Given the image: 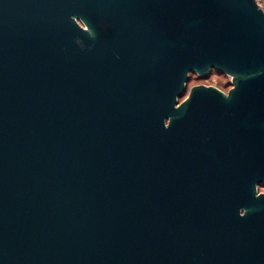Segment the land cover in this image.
Here are the masks:
<instances>
[{
    "label": "water",
    "instance_id": "obj_1",
    "mask_svg": "<svg viewBox=\"0 0 264 264\" xmlns=\"http://www.w3.org/2000/svg\"><path fill=\"white\" fill-rule=\"evenodd\" d=\"M260 186L257 0H0V264H264Z\"/></svg>",
    "mask_w": 264,
    "mask_h": 264
},
{
    "label": "rangeland",
    "instance_id": "obj_2",
    "mask_svg": "<svg viewBox=\"0 0 264 264\" xmlns=\"http://www.w3.org/2000/svg\"><path fill=\"white\" fill-rule=\"evenodd\" d=\"M260 1L264 5V0H260ZM231 84H232V79L230 77L224 74H220L216 71H212L209 74V76H207V78H202L196 74H192L190 78L187 94H189L191 88L196 85L214 86L222 89L224 92H228L231 89L232 86ZM259 192L264 193V186L259 187Z\"/></svg>",
    "mask_w": 264,
    "mask_h": 264
},
{
    "label": "flooded vegetation",
    "instance_id": "obj_3",
    "mask_svg": "<svg viewBox=\"0 0 264 264\" xmlns=\"http://www.w3.org/2000/svg\"><path fill=\"white\" fill-rule=\"evenodd\" d=\"M211 72H212V71H211ZM211 72H210V73H211ZM210 73H209V74H210ZM209 74H208L207 76H209ZM191 75H192V74H190V78H191ZM207 76L202 77V78H207ZM189 83H190V80H189V82H188V84H187V93H188V86H189ZM196 86H198V85H196ZM206 86H207V85H206ZM231 87H232V86H231ZM217 88H218V87H217ZM219 89H220V88H219ZM221 90H222V89H221ZM222 91H223V90H222ZM226 93H227V92H226ZM187 95H188V94H187ZM187 95H186V96H187ZM186 96H185V97H186Z\"/></svg>",
    "mask_w": 264,
    "mask_h": 264
},
{
    "label": "built area",
    "instance_id": "obj_4",
    "mask_svg": "<svg viewBox=\"0 0 264 264\" xmlns=\"http://www.w3.org/2000/svg\"><path fill=\"white\" fill-rule=\"evenodd\" d=\"M259 7L264 11V5L262 4V2L260 0H257Z\"/></svg>",
    "mask_w": 264,
    "mask_h": 264
}]
</instances>
